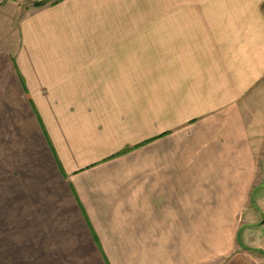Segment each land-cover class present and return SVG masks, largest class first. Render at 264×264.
<instances>
[{
	"label": "crops",
	"instance_id": "0c3cea01",
	"mask_svg": "<svg viewBox=\"0 0 264 264\" xmlns=\"http://www.w3.org/2000/svg\"><path fill=\"white\" fill-rule=\"evenodd\" d=\"M112 1L0 50V264H264V0Z\"/></svg>",
	"mask_w": 264,
	"mask_h": 264
},
{
	"label": "rangeland",
	"instance_id": "374dc122",
	"mask_svg": "<svg viewBox=\"0 0 264 264\" xmlns=\"http://www.w3.org/2000/svg\"><path fill=\"white\" fill-rule=\"evenodd\" d=\"M41 0H0V50L6 48H13L17 43V29L18 24L24 16L28 14V11L33 8L34 4ZM56 0H44L45 3H52ZM184 0H118L112 1L113 5H122V6H130V7H143L147 8H170V6H178L183 5ZM189 2L188 0H186ZM161 12V11H159ZM161 18L162 16H158ZM159 21H162L161 19ZM264 161V160H262ZM261 174L256 175V182L261 183L264 182V168H260ZM257 213V212H256ZM257 218V226H260L259 223L264 221V206H261L259 212L256 215ZM224 225V224H223ZM229 226L224 228L223 230H227L226 235L231 238L233 241V236L237 228L242 225L238 224H228ZM245 228V227H244ZM247 229V228H246ZM246 229H242V233L249 234L251 236V241L253 244H261L264 242V232L260 229L256 231H248ZM249 229V228H248ZM246 230V231H245ZM249 232V233H248ZM212 240H208V242ZM249 243V242H248ZM213 263V262H212ZM216 263V262H214Z\"/></svg>",
	"mask_w": 264,
	"mask_h": 264
},
{
	"label": "trees",
	"instance_id": "16d2710c",
	"mask_svg": "<svg viewBox=\"0 0 264 264\" xmlns=\"http://www.w3.org/2000/svg\"><path fill=\"white\" fill-rule=\"evenodd\" d=\"M45 4V2H36L34 4V7H40V6H43Z\"/></svg>",
	"mask_w": 264,
	"mask_h": 264
}]
</instances>
